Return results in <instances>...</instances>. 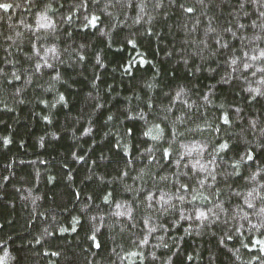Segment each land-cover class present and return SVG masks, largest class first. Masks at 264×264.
I'll return each instance as SVG.
<instances>
[{
  "label": "trees",
  "instance_id": "1",
  "mask_svg": "<svg viewBox=\"0 0 264 264\" xmlns=\"http://www.w3.org/2000/svg\"><path fill=\"white\" fill-rule=\"evenodd\" d=\"M5 2L0 264H264V0Z\"/></svg>",
  "mask_w": 264,
  "mask_h": 264
},
{
  "label": "snow or ice",
  "instance_id": "2",
  "mask_svg": "<svg viewBox=\"0 0 264 264\" xmlns=\"http://www.w3.org/2000/svg\"><path fill=\"white\" fill-rule=\"evenodd\" d=\"M27 2L30 3V0H27ZM253 2H256V0H253ZM240 6L243 7V3H241ZM12 7H13V5L10 4V3H6V2H5V3H0V9H2L4 12H7V11H8L10 8H12ZM17 7H20V5H17ZM186 11H187V12H192L193 9H192V8H187ZM261 15L264 16V12H261ZM95 19H96V18L93 17V19H92V21H90V23H94ZM41 26H43V25H41ZM255 26H256V25L254 24L253 27H255ZM238 27H239V28H244L245 25H243V24H239ZM208 31L211 32V31H214V29L209 28ZM227 31H231V29H227ZM233 36H235V33H233ZM202 42H203V41H202ZM215 42H216L217 44H220V43H221L220 39H217ZM221 46H222V47H225V48L228 47L227 44H222ZM245 55H247V53H245ZM262 55H264V53H262ZM256 58H257V57H253V59H256ZM81 59H83V57H81ZM232 63L235 64V63H236L235 60H233ZM47 66L51 67V65H47ZM248 67H250V65L245 64V68L247 69ZM39 69H40V65L38 64V65H37V70H39ZM259 71H264V69H259ZM16 79H19V77L17 76ZM252 91H257V93L260 94V93L258 92V90H252ZM179 96H180V93L178 92V93H177V97H179ZM61 99H63V97H61ZM109 119H111V117H109ZM225 123H227V120H226V119H225ZM157 127H159V125H157ZM145 135H148V133H145ZM5 143H7V140H5ZM221 147L224 148V149H226V148L228 147V145H227V144H224V145H221ZM164 156H165V157H168V152H167V151L164 152ZM247 159H248V160H251V159H252V156L249 154L248 157H247ZM213 178H214V177H213ZM252 179H255V176H253ZM180 188H182L185 192L188 191V185H186V184H184V185H180ZM254 191H255V190H254ZM257 195H259V194L257 193ZM249 196H252V193H251V192L249 193ZM148 198H149L150 200L153 199V197H152L151 195H150ZM259 198H260L262 201H264V197H259ZM106 199H107V198H106ZM181 199H182V198H181ZM193 199L195 200L196 197H193ZM165 203H167V201H165ZM245 203L247 204V207H248V208H254V204L251 203L250 201L246 200ZM149 207H151V204L149 205ZM258 214L264 216V207H262V208L260 209V213H258ZM182 218H183V216H182ZM201 218H206V217H205V214H204L203 212H199L198 215L196 216V219H201ZM252 227H257V225H253ZM259 227L264 228V220H262V222H261V224L259 225ZM257 243L259 244V243H261V242H260V241H257ZM97 247H99V245H97ZM261 252H264V247L261 248Z\"/></svg>",
  "mask_w": 264,
  "mask_h": 264
}]
</instances>
